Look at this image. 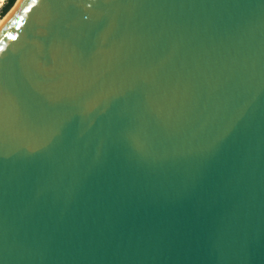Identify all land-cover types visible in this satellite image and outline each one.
<instances>
[{
	"label": "water",
	"instance_id": "obj_1",
	"mask_svg": "<svg viewBox=\"0 0 264 264\" xmlns=\"http://www.w3.org/2000/svg\"><path fill=\"white\" fill-rule=\"evenodd\" d=\"M0 264H264V0H21Z\"/></svg>",
	"mask_w": 264,
	"mask_h": 264
},
{
	"label": "trees",
	"instance_id": "obj_2",
	"mask_svg": "<svg viewBox=\"0 0 264 264\" xmlns=\"http://www.w3.org/2000/svg\"><path fill=\"white\" fill-rule=\"evenodd\" d=\"M16 0H6L5 4L0 9V17L5 16V14L12 8Z\"/></svg>",
	"mask_w": 264,
	"mask_h": 264
},
{
	"label": "bare ground",
	"instance_id": "obj_3",
	"mask_svg": "<svg viewBox=\"0 0 264 264\" xmlns=\"http://www.w3.org/2000/svg\"><path fill=\"white\" fill-rule=\"evenodd\" d=\"M21 0H16V2L14 3V6L11 8V10L7 13L6 16H4L1 20H0V27L3 25V23L6 21V19L8 17H10V15L12 14V12L16 9V7L18 6V4L20 3ZM2 4V0H0V6Z\"/></svg>",
	"mask_w": 264,
	"mask_h": 264
},
{
	"label": "rangeland",
	"instance_id": "obj_4",
	"mask_svg": "<svg viewBox=\"0 0 264 264\" xmlns=\"http://www.w3.org/2000/svg\"><path fill=\"white\" fill-rule=\"evenodd\" d=\"M5 1H6V0H2V4H1V6H0V9H1V7L5 4ZM15 2H16V1H15ZM15 2H14V3H15ZM13 6H14V5H13ZM13 6H12V7H13ZM10 10H11V9H10ZM10 10H9V11H10ZM9 11H8V12H9ZM8 12H7V13H8ZM7 13L5 14V16L7 15ZM3 17H4V16H3ZM3 17H0V20H1Z\"/></svg>",
	"mask_w": 264,
	"mask_h": 264
},
{
	"label": "snow or ice",
	"instance_id": "obj_5",
	"mask_svg": "<svg viewBox=\"0 0 264 264\" xmlns=\"http://www.w3.org/2000/svg\"><path fill=\"white\" fill-rule=\"evenodd\" d=\"M13 39H15V37H13Z\"/></svg>",
	"mask_w": 264,
	"mask_h": 264
}]
</instances>
